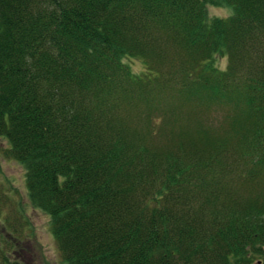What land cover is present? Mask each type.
Segmentation results:
<instances>
[{
	"label": "trees",
	"instance_id": "1",
	"mask_svg": "<svg viewBox=\"0 0 264 264\" xmlns=\"http://www.w3.org/2000/svg\"><path fill=\"white\" fill-rule=\"evenodd\" d=\"M0 140L64 264H264V0H0Z\"/></svg>",
	"mask_w": 264,
	"mask_h": 264
},
{
	"label": "rangeland",
	"instance_id": "2",
	"mask_svg": "<svg viewBox=\"0 0 264 264\" xmlns=\"http://www.w3.org/2000/svg\"><path fill=\"white\" fill-rule=\"evenodd\" d=\"M210 18H225L229 7H207ZM132 72L142 70L137 59L124 60ZM220 68L225 59H218ZM7 143L0 140V150ZM0 264H64L50 232L49 218L32 208L27 198L22 166L0 152Z\"/></svg>",
	"mask_w": 264,
	"mask_h": 264
},
{
	"label": "clouds",
	"instance_id": "3",
	"mask_svg": "<svg viewBox=\"0 0 264 264\" xmlns=\"http://www.w3.org/2000/svg\"><path fill=\"white\" fill-rule=\"evenodd\" d=\"M232 14H234V13H229V15H232ZM225 18H227V17H225Z\"/></svg>",
	"mask_w": 264,
	"mask_h": 264
}]
</instances>
